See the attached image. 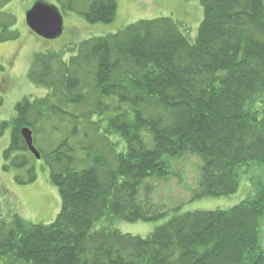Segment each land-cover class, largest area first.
Listing matches in <instances>:
<instances>
[{"label": "trees", "instance_id": "trees-1", "mask_svg": "<svg viewBox=\"0 0 264 264\" xmlns=\"http://www.w3.org/2000/svg\"><path fill=\"white\" fill-rule=\"evenodd\" d=\"M10 1L0 0L1 41L19 38L15 15L2 11ZM200 2L195 37L172 17L141 19L82 41L70 58L68 49L35 56L28 77L48 91L0 123V135L11 128L3 168L26 169L20 184L36 180L29 127L62 206L51 223L0 210L1 264H264V185L147 236L116 226L166 216L149 181L167 179L175 158L200 159L194 199L233 195L241 167L264 165V0ZM117 10L118 0H92L81 14L111 23Z\"/></svg>", "mask_w": 264, "mask_h": 264}, {"label": "rangeland", "instance_id": "rangeland-1", "mask_svg": "<svg viewBox=\"0 0 264 264\" xmlns=\"http://www.w3.org/2000/svg\"><path fill=\"white\" fill-rule=\"evenodd\" d=\"M38 0H11L3 8L15 15L16 24L9 30L19 32L18 39H0V123L15 117L16 104L24 98L43 97L47 89L33 83L29 71L34 58L39 53L68 49L70 58L79 44L91 37L115 33L141 19L172 17L190 28V36L195 37L203 21L204 10L200 0H118L116 18L111 23H90L81 14L92 0H77L76 10L68 9L69 1L43 0L57 5L64 17V31L53 39L44 38L33 32L26 21L28 10ZM9 32L6 33L8 35ZM2 30L0 28V36ZM69 48H75L74 51ZM0 135V210L4 214L18 212L26 220L37 223H51L62 206L58 187L50 182L49 168L45 161L36 159L32 153L29 167L35 170V181L20 184L17 175L27 177V170L5 171L4 150L11 140V128ZM200 159L192 154L172 160L171 174L167 179L149 181L153 185L151 193L155 205L168 211L166 216L156 221L126 222L116 221L120 231L132 235L147 236L156 227L167 222L174 215L196 210L230 209L252 195L259 185H264V165L251 163L239 169V190L230 196L194 199L200 177ZM252 192V193H251ZM176 209H179L176 211ZM261 245L264 248V217L261 224ZM1 264V263H0Z\"/></svg>", "mask_w": 264, "mask_h": 264}, {"label": "water", "instance_id": "water-1", "mask_svg": "<svg viewBox=\"0 0 264 264\" xmlns=\"http://www.w3.org/2000/svg\"><path fill=\"white\" fill-rule=\"evenodd\" d=\"M26 21L29 28L44 38H57L64 31V17L60 8L43 0H38L27 12ZM29 151L36 159L42 158L41 152L34 143L33 131L25 126L21 129Z\"/></svg>", "mask_w": 264, "mask_h": 264}]
</instances>
